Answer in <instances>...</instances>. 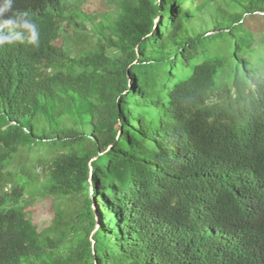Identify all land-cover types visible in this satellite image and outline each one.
<instances>
[{"label":"trees","instance_id":"1","mask_svg":"<svg viewBox=\"0 0 264 264\" xmlns=\"http://www.w3.org/2000/svg\"><path fill=\"white\" fill-rule=\"evenodd\" d=\"M85 1L0 16V264L256 260L209 219L256 235L264 264V30L256 44L244 17L264 0ZM23 13L35 43L2 25ZM40 177L53 208L38 229L24 191Z\"/></svg>","mask_w":264,"mask_h":264},{"label":"rangeland","instance_id":"2","mask_svg":"<svg viewBox=\"0 0 264 264\" xmlns=\"http://www.w3.org/2000/svg\"><path fill=\"white\" fill-rule=\"evenodd\" d=\"M83 10L89 13L94 12H100L105 7L103 5V2L101 0H86L82 4ZM246 19V26L249 30L253 32V38L255 40L256 44H259L260 40V33L262 30H264V16L261 14H253L251 16H244ZM77 38V37H76ZM79 39H74L72 41V45L70 47V51L73 55L78 54L79 50L81 48H84L85 46H88L89 38H86L85 41L81 42ZM56 44L60 43V39L58 38L55 41ZM263 52V51H262ZM264 57V53H260L259 55H255L253 57L254 62L256 65L261 63V60ZM23 157H25V154L22 153ZM35 155V156H34ZM46 157L47 155L42 152H37L36 154H30L27 155V161L31 159L30 161L34 162L36 160V157ZM24 159V158H23ZM35 172L39 174L42 170L40 167L34 168ZM48 181L44 177H40L35 182L27 183L25 186V195L24 198H27L28 205L24 208V211H27L29 214V217L31 218L32 222L37 226L38 229H41L45 227L52 216V208H53V200L45 195V192L48 188ZM75 209V216L76 218L79 217L77 209L75 208V204H71V209ZM85 258L86 261H84L85 264H87V260L89 262L88 256Z\"/></svg>","mask_w":264,"mask_h":264},{"label":"clouds","instance_id":"3","mask_svg":"<svg viewBox=\"0 0 264 264\" xmlns=\"http://www.w3.org/2000/svg\"><path fill=\"white\" fill-rule=\"evenodd\" d=\"M12 0H0V16L11 10ZM3 26H16L30 30L28 36L29 43H35L38 39V31L36 25L28 17L27 13L13 15L10 18L4 19L2 21ZM16 38H20L17 34ZM13 42V37L8 36L0 32V43ZM208 225L212 227L214 231H219L220 234L224 236L223 243L227 241H236L237 244H242L252 255L257 256L256 260L252 259L250 262L245 261V264H253L257 260H263V253L260 250V242L256 235H252L243 230L240 226L233 223L222 222L220 219L214 221L209 219Z\"/></svg>","mask_w":264,"mask_h":264}]
</instances>
